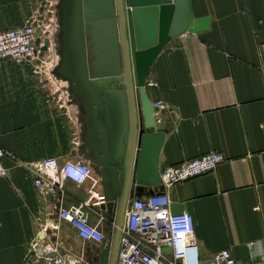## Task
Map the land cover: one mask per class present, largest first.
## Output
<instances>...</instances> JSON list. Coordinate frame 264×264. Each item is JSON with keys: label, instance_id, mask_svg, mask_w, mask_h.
Returning <instances> with one entry per match:
<instances>
[{"label": "crops", "instance_id": "obj_1", "mask_svg": "<svg viewBox=\"0 0 264 264\" xmlns=\"http://www.w3.org/2000/svg\"><path fill=\"white\" fill-rule=\"evenodd\" d=\"M16 6V0H0V29L24 23ZM188 6L194 18L208 16L209 24L172 36L146 76L156 82L146 84L148 97L161 102L156 115L170 124L159 140L153 176L168 164L209 150L221 152L224 159L215 170L164 190L173 210L191 213L202 264H210L212 254L225 247L235 264H263L264 0H188ZM65 56L46 49L31 63L0 60V145L7 151V174L0 177V264L31 262L41 250L33 249L34 242L48 237L58 240L61 251L80 256L83 264L102 263L94 260L102 249L110 262L115 216L103 205L86 208L90 222L104 232L100 242L81 240L58 216L59 207L87 198L90 182L64 179L56 192L33 183L37 162L48 156L60 162L87 159L99 192H105L102 173H110L108 183L114 177L108 156L120 146L115 132L122 125L121 100L113 107L110 96L107 109L97 115L90 87L94 90L97 80L104 84L102 78L95 77L90 64H82L89 88L82 97L74 95L76 69L53 61ZM52 77H63L70 85L53 88ZM86 129L90 135L82 141ZM148 158L146 154L139 165L143 189L129 176L124 210L136 194L160 187L148 186ZM117 192L119 197L120 187Z\"/></svg>", "mask_w": 264, "mask_h": 264}, {"label": "built area", "instance_id": "obj_2", "mask_svg": "<svg viewBox=\"0 0 264 264\" xmlns=\"http://www.w3.org/2000/svg\"><path fill=\"white\" fill-rule=\"evenodd\" d=\"M44 45L31 21L0 29V60L9 59L22 64L34 62L43 53ZM146 84L156 85V82L146 81ZM5 155L7 151L0 145V177L7 174L3 163ZM223 159L221 152L209 150L164 166L159 173L160 187L145 196H135L127 205L119 227L114 264H202L193 217L185 209L177 213L171 211V200L164 187L213 171ZM103 167L101 165V170ZM109 174L106 177L102 173L105 192H99V180L92 174L87 159L60 162L56 156H48L37 162L33 183L38 189L48 187L56 192L61 190L64 179L77 184L90 182L87 198L77 204L59 207L58 216L71 224L81 240L100 242L104 232L98 224L90 222L86 208L104 205L108 201ZM36 246H40V253H36L31 262L21 264H83L80 256L61 251L57 239L48 237L40 244L36 240L33 249ZM96 254L102 261L99 264H107V250L102 249ZM209 263L235 264L236 261L231 250L225 247L215 251Z\"/></svg>", "mask_w": 264, "mask_h": 264}, {"label": "water", "instance_id": "obj_3", "mask_svg": "<svg viewBox=\"0 0 264 264\" xmlns=\"http://www.w3.org/2000/svg\"><path fill=\"white\" fill-rule=\"evenodd\" d=\"M126 4V17L129 46L125 22L123 18V8L121 0H115V9L112 1L107 12L116 15L117 30H115V18L111 22H96L88 29V33L92 39L93 60L91 67L95 77L102 78L104 84L111 81L113 77L116 80L122 76V69L125 72L126 90L128 94V102L125 101L123 88L119 89V99L122 103V125L118 126L115 137L120 144L117 151L109 154V168L113 172V179L109 182L108 201L103 205L107 212L115 216V226L113 229L111 246H110V262L113 264L119 227L124 217V203L127 194V185L130 179H133L138 190L143 189V183L140 182L141 170L140 161L145 155H148L150 162L151 182L149 187H154L161 183L159 172L153 176L154 166L156 165V155L159 148L160 138L168 132L170 124L168 121H160L156 115L159 109L149 97L146 91V76L149 68L159 51L166 45L172 36L181 31L187 30L196 32L207 27L210 18L208 16L193 18L191 10L188 6V0H124ZM102 12V11H99ZM96 15V14H91ZM84 12L85 19L94 17ZM147 17L152 20V29L155 31L153 39L148 44H142L140 40V20ZM97 27L99 36L103 45H99V40L92 36L91 29ZM120 48V58L117 47ZM98 51L102 53L101 58L98 57ZM131 62L134 73V85L137 90V107L132 100L131 94ZM102 82V83H103ZM101 83V84H102ZM90 135L89 129L80 133V139L86 140ZM121 138L123 140H121ZM127 147V149H126ZM85 151V150H84ZM126 153V160H125ZM136 156V158H134ZM135 159V160H134ZM133 170V172H132ZM122 177V183L119 178ZM120 185V186H119ZM120 187L118 197L117 190ZM154 190H150L153 192ZM135 196H139L136 194ZM134 196V197H135ZM117 203V204H116ZM117 206V207H116ZM171 208V206H170ZM173 210V213L182 211ZM168 250L169 248H165Z\"/></svg>", "mask_w": 264, "mask_h": 264}, {"label": "rangeland", "instance_id": "obj_4", "mask_svg": "<svg viewBox=\"0 0 264 264\" xmlns=\"http://www.w3.org/2000/svg\"><path fill=\"white\" fill-rule=\"evenodd\" d=\"M110 1H112L115 9V0H16L17 17L26 18L23 24L28 21L32 22L37 34L45 43L44 50L68 54L65 57H54L53 61L65 62V64L76 69L74 75L78 77L79 83L78 86H75L74 95L82 97V92H87L89 88L84 84V75L80 70L82 64L91 65L93 60L94 45L88 29L93 23L111 22V19L115 18V30H117L116 15L113 16L107 12L111 4ZM84 12L96 15H91L94 16L89 17L91 19H85ZM117 49L120 58L119 46ZM83 53L85 54L84 57L82 56ZM77 54L78 56H76ZM117 81L116 77H113L109 83L100 85L97 80L94 90L90 87L95 98L97 115L107 109L111 88H121V84ZM50 83L53 88L58 89L70 85V82L63 77H52ZM62 94L68 95L67 91L62 92Z\"/></svg>", "mask_w": 264, "mask_h": 264}, {"label": "bare ground", "instance_id": "obj_5", "mask_svg": "<svg viewBox=\"0 0 264 264\" xmlns=\"http://www.w3.org/2000/svg\"><path fill=\"white\" fill-rule=\"evenodd\" d=\"M121 5H122V8L124 10L123 11L124 12L123 13V18H124V22H125L126 33H127V40H128V46H129L130 44H129V38H128L127 17H126V13H125L126 4H125V1L124 0H121ZM193 18H194V16H193ZM151 26H152V20L151 19H148L147 17L141 18V20H140V29H141L140 40H141L142 44L143 43L144 44H148L149 42L152 41V39L154 37L153 34L155 35V31L152 29ZM91 32L93 34L92 36H94L95 38L98 39L99 33H98V30H97V27H93V29H91ZM98 40H99L98 41L99 42V45H100V43H101V45H103L102 42H101V39H98ZM97 55H98L99 58H101L102 53L100 51H98V54ZM130 77H131V94H132V100H133V103H134V106H135V110H136V107H137L136 91L137 90H136V86L134 85V73H133V68H132V62H131ZM117 82H119L121 84V87L123 88V93H124V96H125L124 99H125V101L127 103L128 102V94H127V90H126L125 72H124L123 69H122V76H120V79H118ZM119 89L120 88H111V90L109 91L110 92V96L113 99V107L114 106L116 107L117 99H119ZM101 101H102V99H101ZM103 131H104V128H103ZM105 132H106V130H105ZM93 134L94 133H92V135Z\"/></svg>", "mask_w": 264, "mask_h": 264}, {"label": "flooded vegetation", "instance_id": "obj_6", "mask_svg": "<svg viewBox=\"0 0 264 264\" xmlns=\"http://www.w3.org/2000/svg\"><path fill=\"white\" fill-rule=\"evenodd\" d=\"M96 254V253H95ZM96 255H98V254H96ZM96 255L94 256V260H97V257H96Z\"/></svg>", "mask_w": 264, "mask_h": 264}]
</instances>
